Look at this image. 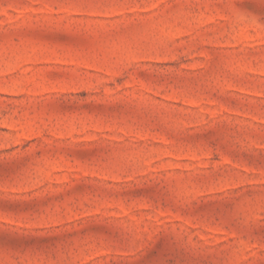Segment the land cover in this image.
<instances>
[{
    "label": "rangeland",
    "instance_id": "obj_1",
    "mask_svg": "<svg viewBox=\"0 0 264 264\" xmlns=\"http://www.w3.org/2000/svg\"><path fill=\"white\" fill-rule=\"evenodd\" d=\"M0 264H264V0H0Z\"/></svg>",
    "mask_w": 264,
    "mask_h": 264
}]
</instances>
